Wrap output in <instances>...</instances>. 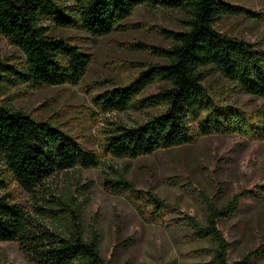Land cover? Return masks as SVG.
I'll list each match as a JSON object with an SVG mask.
<instances>
[{"label":"trees","instance_id":"1","mask_svg":"<svg viewBox=\"0 0 264 264\" xmlns=\"http://www.w3.org/2000/svg\"><path fill=\"white\" fill-rule=\"evenodd\" d=\"M138 7L182 14L183 31L167 32L170 46L159 53L164 64L150 65L128 87L103 92L96 104L102 112L156 106L164 111L130 127L111 123L104 149L115 158L135 160L190 146L197 137L248 131L251 138L264 139V103L248 116L227 100L212 99L203 85L217 75L234 92L264 100V50L214 28L221 17L238 13L236 7L219 0H0V36L24 57L19 69L0 61V243L17 244L33 264L109 263L101 256L95 225L83 226V205L71 194L60 200L43 198L48 205L35 207L38 218H34L2 194L6 178L25 192L41 193L52 176L77 166L93 168L99 161L58 126L36 121L3 101L4 88L13 82L12 77L32 88L79 84L89 57L67 39L48 35L49 28L104 38L123 27ZM251 15L264 21V12ZM153 85L158 86L155 96L134 102L144 88ZM104 185L113 194H126L147 222L172 223L192 239L208 242L211 248L205 251L209 258L204 264H250L263 253L259 247L229 263L230 244L218 225L239 212L242 200L260 201L264 185L254 192L241 191L219 207L198 193L206 212L203 224L155 193L137 189L122 170H114Z\"/></svg>","mask_w":264,"mask_h":264},{"label":"rangeland","instance_id":"2","mask_svg":"<svg viewBox=\"0 0 264 264\" xmlns=\"http://www.w3.org/2000/svg\"><path fill=\"white\" fill-rule=\"evenodd\" d=\"M219 1L239 11L221 17L215 30L264 50V21L251 15L264 12L263 1ZM183 20L184 16L177 12L138 7L123 27L104 38L91 39L78 31L50 27L48 35L67 39L89 57L84 78L77 85L32 88L12 77L13 82L4 88L3 101L36 121L58 126L83 149L96 155L99 162L93 168L77 166L52 176L41 193L25 192L9 177L2 194L9 195L12 203L34 218H38L35 207L45 209L48 205L43 198L60 200L71 194L75 202L83 205V226L95 225L101 256L109 264H204L209 258L205 251L211 248L208 242L192 239L185 229L175 228L172 223L144 220L126 194H113L104 185L106 178L112 179L114 170H122L137 189L151 191L166 203L177 205L200 224L204 223L206 212L198 193L213 199L219 207L241 191L254 192L257 186L264 185V139L255 140L248 131L197 137L190 146L158 151L135 160L115 158L104 149L111 123L130 127L164 110L156 106L102 112L96 104L98 98L115 87H128L150 65L164 64L159 53L170 46L165 36L167 32L183 31ZM0 61L16 69L24 62L23 54L2 36ZM203 85L212 99L227 100L248 116L264 103L262 99L234 92L217 75ZM157 92L156 85L144 88L134 102L151 98ZM45 190L50 196L44 194ZM218 227L230 244L229 263L262 247V255L250 264H264V195L260 201L249 197L242 200L239 212L221 221ZM118 244L121 246L117 247ZM0 264L33 263L17 244L0 243Z\"/></svg>","mask_w":264,"mask_h":264}]
</instances>
